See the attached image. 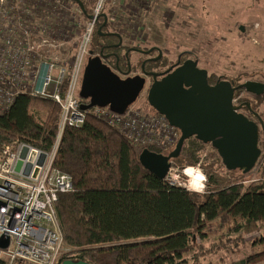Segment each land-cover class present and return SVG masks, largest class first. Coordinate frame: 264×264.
Here are the masks:
<instances>
[{
  "label": "trees",
  "instance_id": "1",
  "mask_svg": "<svg viewBox=\"0 0 264 264\" xmlns=\"http://www.w3.org/2000/svg\"><path fill=\"white\" fill-rule=\"evenodd\" d=\"M81 1L83 8H79L86 17L95 0ZM91 36L89 48L94 54L104 37L97 31ZM157 64L163 65L160 61L152 65ZM60 115L61 108L53 100L27 93L16 94L0 112L1 141L18 139L48 152L57 142L53 166L71 177V190L59 194L55 202L63 239L73 249L60 262L203 264L201 259L207 255L247 236L253 245L264 244V158L258 159L257 176L251 178L250 172L226 170L212 146L202 156L206 144L191 136L171 159L180 168L196 165L204 172L202 192L189 191L150 173L139 161L140 152L92 115L81 125L66 126L57 140ZM212 238L207 246L201 243ZM262 262L264 249L223 264Z\"/></svg>",
  "mask_w": 264,
  "mask_h": 264
},
{
  "label": "built area",
  "instance_id": "2",
  "mask_svg": "<svg viewBox=\"0 0 264 264\" xmlns=\"http://www.w3.org/2000/svg\"><path fill=\"white\" fill-rule=\"evenodd\" d=\"M36 1L40 7L52 8L53 13L62 12L57 14L70 24L73 15L64 4L67 2ZM110 1L95 0L77 52L70 57L68 50L58 48L64 56L60 58L45 50L68 44L72 39L58 42L60 39L40 37L47 29L58 31L59 22L38 23L33 18L30 23L22 13L23 0H0V112L9 107L18 93L49 98L61 108L57 140L66 126L81 125L92 115L115 128L138 152L149 146L171 151L179 131L149 104L141 107L133 103L121 114L107 106L81 108L87 102L78 94L86 49L92 30ZM76 10L83 18L78 5ZM238 100L235 96L233 104ZM56 146L57 142L48 152L18 139L0 140V238L8 237V245L0 248V264H59L60 257L70 250L60 230L55 202L59 194L71 190L72 181L69 174L53 166ZM187 168L201 173L199 166L179 170L171 164L163 179L186 190L202 191L204 175L200 190L192 189L189 180L187 184L179 182L180 172L186 175Z\"/></svg>",
  "mask_w": 264,
  "mask_h": 264
},
{
  "label": "rangeland",
  "instance_id": "3",
  "mask_svg": "<svg viewBox=\"0 0 264 264\" xmlns=\"http://www.w3.org/2000/svg\"><path fill=\"white\" fill-rule=\"evenodd\" d=\"M38 2L23 0L21 7L24 18L30 23L33 22V18L38 23L59 22L58 31L47 29L40 33L42 34L40 37L60 39L58 42L67 37L72 40L68 44L54 49L50 47V50L45 51H50L48 55L54 54L61 58L62 55L56 49L64 47L72 57L77 52L85 33L87 16L79 18L76 5L64 3L73 15L70 24L67 25L62 12L56 10V13H53L52 8L40 7ZM58 12L62 14L58 15ZM103 14L106 16L108 31L118 34L126 47L145 50L157 47L162 53L157 62L160 61L162 67L175 64L178 57L182 60L192 58L197 61L200 68L207 70L208 77L213 81L226 78L236 85L247 79L264 82V0H111L105 6ZM99 21H102V16ZM241 27H244V30H241ZM97 30L96 24L92 33ZM75 37H79V40L73 39ZM89 46L90 42L86 51ZM94 54L87 52L84 59ZM152 54L157 56L158 52ZM137 56L138 54L132 53V62L137 60ZM109 66L122 77L113 65ZM153 66L160 67L158 64ZM149 85L147 80L143 91L134 102L135 106L146 107L145 99ZM235 96L248 101L258 111L264 123V97L256 96L243 88L239 89ZM263 136L260 130L261 159L264 158ZM210 151L211 145L206 144L201 154L205 156ZM260 163H256L257 165L250 171L251 178L257 176ZM172 165L179 170L190 166L180 168ZM200 170L204 175L201 168ZM178 180L187 184L189 177L180 172ZM213 241L212 238L201 243L207 246ZM228 246V249L207 255L201 262L231 263L249 253L264 249V244L258 242L251 244V236L239 240L235 245L229 243ZM72 250L70 248L68 252ZM191 256V252L186 255L187 262Z\"/></svg>",
  "mask_w": 264,
  "mask_h": 264
},
{
  "label": "water",
  "instance_id": "4",
  "mask_svg": "<svg viewBox=\"0 0 264 264\" xmlns=\"http://www.w3.org/2000/svg\"><path fill=\"white\" fill-rule=\"evenodd\" d=\"M83 8L80 0H75ZM106 21V16L101 14ZM87 17H91L87 14ZM244 30V27H241ZM103 33L101 26L97 30ZM115 35L121 40L120 36ZM162 53L157 47L146 50ZM102 53L87 57L80 81L79 96L87 102L81 108L107 106L111 111L121 114L133 104L145 86L142 75L120 77L102 61ZM150 83L146 100L167 122L178 129L179 137L174 148L167 154L144 148L139 153L142 166L156 177L163 179L186 139L194 136L204 144H210L218 153L226 170L250 172L260 158L259 130L264 132V123H258L238 111L240 106L233 104L236 90L243 88L256 96L264 97V82L247 79L233 85L226 78H218L210 84L207 70L200 68L192 58L185 59L160 78L150 72ZM249 107V104H246ZM25 152L22 153L24 155ZM20 167L17 163L16 169ZM27 167L25 173L28 172ZM8 245V237L0 238V248ZM60 264H91L82 260L64 259Z\"/></svg>",
  "mask_w": 264,
  "mask_h": 264
},
{
  "label": "flooded vegetation",
  "instance_id": "5",
  "mask_svg": "<svg viewBox=\"0 0 264 264\" xmlns=\"http://www.w3.org/2000/svg\"><path fill=\"white\" fill-rule=\"evenodd\" d=\"M67 2L70 4L78 5V3L75 0H67ZM99 18H101V16ZM103 22H104L103 17H102V21H99L98 19L97 22L98 28L101 26V31L103 33H112V34L101 35L102 37H104V39L102 40L103 42L99 44L100 50L96 52V54H99L101 52L103 55L102 61L106 64L113 65L116 68V70L122 75V77L138 74L144 76L145 82L148 80V82L151 83L153 77L152 75H150V72L155 73L156 78H160L166 72L172 70L176 65L181 64L186 59L185 58L182 60L180 57H178L177 62L171 66L162 67L161 65L160 67H156V66L154 67L152 64H155L160 58H158L157 60H149V59L154 58L156 56L152 54V52H156V50L146 53L145 49L126 47L123 44V41L119 40V38L115 35V32L108 31L107 20L105 21V23ZM88 52L89 54H91L90 48L88 49ZM132 53L138 54L137 60L135 62H132L131 59ZM233 85L236 84L233 82ZM247 103L249 104V107L246 105ZM234 105L240 106L238 111L245 114L249 119L257 123L259 118L261 119L258 111L255 110L248 101L240 99L237 102H235ZM260 130H259V134H260Z\"/></svg>",
  "mask_w": 264,
  "mask_h": 264
},
{
  "label": "bare ground",
  "instance_id": "6",
  "mask_svg": "<svg viewBox=\"0 0 264 264\" xmlns=\"http://www.w3.org/2000/svg\"><path fill=\"white\" fill-rule=\"evenodd\" d=\"M184 173L189 177V181L191 183L192 189L200 190L202 188V185H203V183H202L203 174L202 173H199V172L192 170V169H189V168H187L184 171ZM65 254H67V253H65Z\"/></svg>",
  "mask_w": 264,
  "mask_h": 264
}]
</instances>
